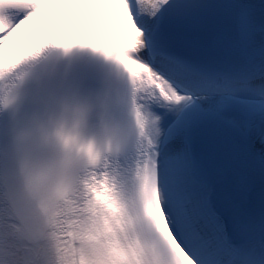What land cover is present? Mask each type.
Listing matches in <instances>:
<instances>
[{"label":"snow or ice","instance_id":"snow-or-ice-1","mask_svg":"<svg viewBox=\"0 0 264 264\" xmlns=\"http://www.w3.org/2000/svg\"><path fill=\"white\" fill-rule=\"evenodd\" d=\"M0 264H264V0H0Z\"/></svg>","mask_w":264,"mask_h":264},{"label":"bare ground","instance_id":"bare-ground-1","mask_svg":"<svg viewBox=\"0 0 264 264\" xmlns=\"http://www.w3.org/2000/svg\"><path fill=\"white\" fill-rule=\"evenodd\" d=\"M36 247V244H35V241L34 240H31V239H24L22 242H21V248L22 250L24 248H35Z\"/></svg>","mask_w":264,"mask_h":264}]
</instances>
